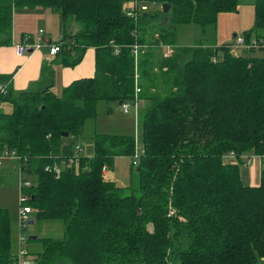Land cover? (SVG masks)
I'll list each match as a JSON object with an SVG mask.
<instances>
[{
  "label": "trees",
  "instance_id": "trees-1",
  "mask_svg": "<svg viewBox=\"0 0 264 264\" xmlns=\"http://www.w3.org/2000/svg\"><path fill=\"white\" fill-rule=\"evenodd\" d=\"M242 1L0 0V45L12 44L15 9L41 7L60 19L56 63L74 67L95 49L94 76L60 94L52 63L47 84L17 94L12 75L0 73V99L12 105L0 112V150L20 157L21 196L36 220L64 224L62 238H30L43 244L34 264L264 262V54H239L233 43L179 47L176 30L197 24L205 32ZM251 1L247 42L264 39V0ZM143 2L154 10L137 12ZM102 100L148 104L136 187L106 178L116 157L135 154L136 136L96 132L92 155L69 141L83 135ZM232 154L238 162L226 160ZM244 156L261 158L256 185L241 178ZM0 264H17L10 209L1 205Z\"/></svg>",
  "mask_w": 264,
  "mask_h": 264
},
{
  "label": "rangeland",
  "instance_id": "rangeland-1",
  "mask_svg": "<svg viewBox=\"0 0 264 264\" xmlns=\"http://www.w3.org/2000/svg\"><path fill=\"white\" fill-rule=\"evenodd\" d=\"M248 2V0H244ZM240 4V9L237 12H223L219 15L216 25H210L206 31L203 32V28L197 24L178 25L177 40L183 45H199V44H212L221 45L222 43H234L237 36L245 37L246 31H249L254 23V5L253 4ZM149 10H154L155 6L148 4ZM40 10V9H37ZM33 12L32 9H15V16H21L24 20ZM29 13V14H28ZM18 14V15H16ZM14 23V22H13ZM29 27H34L32 22ZM37 30L33 31L35 35H38ZM203 32V33H202ZM237 35V36H234ZM30 35V34H29ZM59 33L53 35V41L59 38ZM46 44L47 42H43ZM5 46H12L5 45ZM174 49V48H173ZM173 49L167 51L171 52ZM239 54H244L245 51L242 48H235ZM92 52V51H88ZM158 52V51H157ZM30 53H28L29 55ZM26 55V56H28ZM88 55V54H87ZM21 59V58H20ZM23 59V58H22ZM56 59L50 60L49 63L55 62ZM85 63L84 66H86ZM58 65V64H57ZM56 65V67H57ZM18 66L12 72L17 71ZM57 78L60 77L57 68ZM46 74L44 66L42 67V79ZM14 88V93L17 94V89ZM27 89V88H26ZM35 88H32L34 90ZM54 90L58 91V86L55 84ZM148 106L147 102L139 100L136 103H130V112L125 113L122 105L118 101H106L102 100L98 103V116L93 119H89L85 125L84 133L81 137H72L69 141H73L74 146L81 145L82 153L84 155H92L94 151L93 137L96 132L108 133V134H129L136 136L137 140V153L142 152L143 141L139 136V114ZM12 105L8 101L0 102V112H10ZM0 159H2V165L0 166V205L10 209L12 233H13V252L19 253L20 247L28 249L32 258L34 253L43 251V244L38 240H30L31 237H53L62 238L64 235V224L61 220H49L39 221L36 220L34 212L30 214L29 219L25 223V228L21 229L20 210L24 206L21 204V185H20V172L17 169V159L14 157L3 158L2 151L0 150ZM136 157L133 156H118L115 158L114 163L106 172V178L115 181L119 186L128 187L130 185L137 186L138 174L137 164H134ZM244 161L240 163V173L243 182L246 185H256L259 182L261 174V158L260 156H244ZM227 161L238 162L236 157L228 155ZM8 172V173H7ZM10 177L6 178L5 174H9ZM3 180H5L3 184ZM33 221V222H32ZM152 227L150 226V229ZM21 235L25 238L20 240ZM25 259V256L23 257ZM259 264H264L261 261Z\"/></svg>",
  "mask_w": 264,
  "mask_h": 264
},
{
  "label": "crops",
  "instance_id": "crops-1",
  "mask_svg": "<svg viewBox=\"0 0 264 264\" xmlns=\"http://www.w3.org/2000/svg\"><path fill=\"white\" fill-rule=\"evenodd\" d=\"M244 4L249 5L253 3L251 0H248V2H245ZM32 10L33 12L24 20L21 18V16H15L13 24V40L11 44L12 46L7 47L5 45H0V73L10 75L15 70L16 66H18L17 71L15 72V74H13L11 83L12 90L14 91L13 87H15L18 93L22 91L32 90V88L37 89L47 84L48 81L42 79V67L46 66V64H48L50 60H53L56 57L50 54V47L47 44H43L41 48L28 52L30 53L29 55L28 53L26 54L28 56H19L16 51V43L22 41L23 34H30L34 37V39H37L38 35L32 33L33 31L37 30V28L38 30L43 28L45 30V36L51 38L52 40V36L55 35V33H59V37L61 35L60 19L56 12L52 11L49 8L41 7ZM32 22L34 23V27H29ZM71 29L75 31L78 28L77 26H72ZM178 44L181 45L179 42ZM208 45L213 46L212 44ZM188 46L194 45L189 44ZM85 63H87L86 66H84ZM52 64L54 70L57 68L58 74L60 75V77L57 78V71H55L53 88L56 84L58 86V91L56 92L60 94L63 88L70 84L72 81L84 77L94 76L95 49L89 48L83 60L74 67L63 66L59 62H53ZM140 116L141 114H139V119ZM9 175L10 173L8 175L5 174L4 176H6V178H9ZM4 182L5 180H3V184Z\"/></svg>",
  "mask_w": 264,
  "mask_h": 264
},
{
  "label": "built area",
  "instance_id": "built-area-1",
  "mask_svg": "<svg viewBox=\"0 0 264 264\" xmlns=\"http://www.w3.org/2000/svg\"><path fill=\"white\" fill-rule=\"evenodd\" d=\"M136 10L138 11H147L149 10L148 3H141L140 5L136 6ZM129 16L136 17V12L133 10H129L127 12ZM43 42H47L46 44L50 47V54L51 55H56L62 47V44L59 42L52 41L51 38H48L45 36V30L41 28L38 33L37 39L31 40V37L28 35L23 41H20L16 43V51L19 56L26 55L28 52L34 51L36 49H39L43 46ZM232 47L235 48H243V49H250L251 47L257 48V50H260L264 54V39H257L254 38L250 41H246L245 37L243 36H237L234 43L231 45ZM141 45L139 44H134L131 46V52L137 59L139 57V52H140ZM170 48V47H169ZM168 48V49H169ZM116 52L118 50L116 49ZM137 91H140V89H137ZM2 92H6V88H3ZM1 102V99H0ZM123 111L125 113L130 112V103H123L122 104ZM77 150H81L79 146L77 147ZM143 152V151H142ZM141 152V153H142ZM141 153H137V150L134 154L136 159L134 160V164L139 163V156ZM2 156L3 158L6 157H14L16 159H19L20 157L17 155L16 151H10L9 149H4L2 151ZM231 157H235L233 154L230 155ZM227 157V156H226ZM73 160V158H71ZM2 164V159H0V165ZM27 199L26 196H21V202L24 204V206L20 210V219H21V229L25 228V223L30 217V214L32 213V208L29 206L27 203H25V200ZM25 238L23 235H21L20 240L23 241ZM16 254V253H15ZM17 256V264H34V259L27 254V251L25 248L20 247L19 253L16 254ZM25 256V259L23 258Z\"/></svg>",
  "mask_w": 264,
  "mask_h": 264
},
{
  "label": "water",
  "instance_id": "water-1",
  "mask_svg": "<svg viewBox=\"0 0 264 264\" xmlns=\"http://www.w3.org/2000/svg\"><path fill=\"white\" fill-rule=\"evenodd\" d=\"M169 5L168 4H165V6H164V11H168L169 10ZM236 36V35H235ZM119 104H123V101H119ZM68 135V134H67Z\"/></svg>",
  "mask_w": 264,
  "mask_h": 264
},
{
  "label": "bare ground",
  "instance_id": "bare-ground-1",
  "mask_svg": "<svg viewBox=\"0 0 264 264\" xmlns=\"http://www.w3.org/2000/svg\"><path fill=\"white\" fill-rule=\"evenodd\" d=\"M106 170H107V167L105 166V167H104V171L106 172Z\"/></svg>",
  "mask_w": 264,
  "mask_h": 264
}]
</instances>
